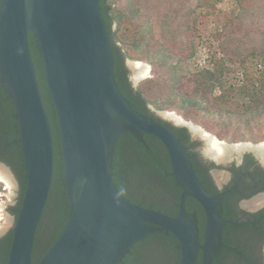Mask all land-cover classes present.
<instances>
[{
  "label": "water",
  "instance_id": "obj_1",
  "mask_svg": "<svg viewBox=\"0 0 264 264\" xmlns=\"http://www.w3.org/2000/svg\"><path fill=\"white\" fill-rule=\"evenodd\" d=\"M29 33L37 41L56 113L71 203L61 234L38 262L35 241L54 183L55 142ZM114 73L101 0H1L0 77L14 99L27 178L5 264H119L138 241L161 231L177 237L179 264H198L200 256L201 264H214L225 227L234 223L220 214L226 191L203 186L189 148L161 119L171 121L162 111L156 112L158 120L133 108ZM128 132L156 136L166 147L182 188L176 216L131 201L115 183L111 159ZM187 196L204 210L203 238L188 217Z\"/></svg>",
  "mask_w": 264,
  "mask_h": 264
},
{
  "label": "trees",
  "instance_id": "obj_2",
  "mask_svg": "<svg viewBox=\"0 0 264 264\" xmlns=\"http://www.w3.org/2000/svg\"><path fill=\"white\" fill-rule=\"evenodd\" d=\"M210 2L211 0H101V10L115 56V79L131 106L143 114H150L148 107L150 104H155L159 110L177 111L186 119L191 118L199 124L201 122L205 128L223 139L233 142L245 140L247 138L244 132L249 131L252 135L251 139L258 141L262 137L255 136V129L262 127L260 120L264 119V78L259 76L257 80L248 84L226 87L223 76L230 69L228 63L238 62L243 65L246 55L249 53L255 55L259 48L264 55V19L258 23L260 20L258 17L262 14L264 17L263 0L255 2L250 22L243 24L240 30L233 29L227 34L220 44L222 56L212 53V56L214 55L211 57L212 68H200L196 72L188 73L178 62H174V54L165 44L157 42L158 45L153 51L146 48L149 36L154 38L158 29L161 36L164 38L169 36L172 40H178L179 35L187 33L190 29L200 31L198 25L191 27L188 20L190 17L196 20L194 17L196 10L208 6ZM144 6H148L147 13L143 12ZM204 17L196 23L205 26L203 24L207 21ZM255 17L258 19L254 20ZM152 19H155V23ZM126 23H129L127 25L131 26L134 32L121 37L118 33L127 27ZM114 25H116L115 29ZM29 41L55 142L54 183L35 241L34 257L38 262L61 234L69 218L71 203L65 183L56 113L47 89L41 53L33 33H29ZM118 42L128 44L130 48L124 51V46H120ZM200 43L202 44L201 40L190 42L189 57L195 55ZM243 47L253 49L249 48L251 50L246 53ZM127 57L151 64L154 74L152 81L157 84L164 82L168 76L167 79L171 81V96L179 98V103H175L170 96L166 102L159 104L146 96L144 88L131 87L124 74ZM217 88L220 94L215 96ZM239 97L248 98L250 101L238 103L231 109L226 107V104L237 102ZM199 111H206L208 114L217 112L220 116H227L229 120L219 130H214V127L204 123V120L197 119L195 113ZM150 115L159 120L155 114ZM254 121H257V124H254ZM162 122L171 129L169 123ZM0 160L13 167L20 183L19 202L12 208L17 218L27 178L14 99L1 77ZM192 163L195 168L198 166L195 159ZM111 168L115 183L126 197L142 206L147 203V205L164 207L166 200L160 199H168L172 204L166 207L178 213L182 188L172 174L169 154L156 136L131 132L122 134L111 159ZM206 189L211 191L207 187ZM186 209L188 217L198 225L203 238L204 215L201 205L191 196H187ZM221 216L231 219L223 212ZM234 230L235 235H231ZM12 237L13 229L0 238V264H5L8 259ZM255 239V235L246 228L227 224L222 237L223 246H218L215 250L214 264H252L255 258L249 255V247ZM180 256L177 237L171 232L161 231L138 241L119 264H179ZM198 264H201V256Z\"/></svg>",
  "mask_w": 264,
  "mask_h": 264
},
{
  "label": "rangeland",
  "instance_id": "obj_3",
  "mask_svg": "<svg viewBox=\"0 0 264 264\" xmlns=\"http://www.w3.org/2000/svg\"><path fill=\"white\" fill-rule=\"evenodd\" d=\"M255 2H257V0H211L208 6L200 7L196 10L194 15L196 20H194L193 17H190L188 20V23L191 27H196L195 25H198L201 28L200 31L197 32L196 29H190L187 33H182L181 35H179L178 40H172V38H169V36L166 38L161 36L158 29V31H155L154 38L151 37V35L149 36L148 46H146V48H149V50L153 51L159 43L165 44L169 47V51L174 54V62H178L180 67L184 68L188 73L196 72L200 68H212L211 57L214 56H212V53L217 54L219 57L222 56V48L220 44L227 37V34L230 31H232L233 29L240 30L243 24L250 22V20L252 19V12L255 9ZM147 7L148 6L143 7L144 13H147ZM204 16L206 17L207 22L203 24L205 26H200V24L196 23V21L198 22L199 19ZM262 16L258 17L260 18V20H258V23H261L263 21L264 17ZM258 18L255 17L254 20H257ZM152 21L155 23V19H152ZM127 24L129 25V23H126V25ZM128 25L123 30L119 31L118 35H120L121 37H125V35L128 36L132 34L134 32V29ZM115 28L116 25H114V29ZM200 40L202 44L200 43V46L197 48L195 55L193 57H189L188 48L190 47V42H199ZM118 44L120 46H124V51L130 48V46H127L128 44L125 45V43L123 42H118ZM249 48L251 47H243V50L248 53L251 49H253ZM262 54V49L259 48L256 50L255 55L251 53L246 55V60L243 65L238 62L228 63L230 69L223 76L225 86L229 87L230 85L248 84L253 80H257L256 78L259 76L264 78V55ZM126 60L128 65L130 64V61H140L128 57ZM141 62H144L150 66V72L147 77H144L137 81L134 80V86L136 88H144L146 90V96L150 100L157 101L159 104H163L172 95L170 89V79H167L168 76H166L164 82L158 84L153 82L152 77L154 76V74L152 65L147 61ZM130 75H134L133 71L130 72ZM257 82L260 85L259 81ZM219 94V88H217L215 96H218ZM171 98L173 99V101H175V103H179V98H176L174 95L171 96ZM245 101L249 102L250 100H248V98L239 97L237 102L233 101V103L231 104H226V107L231 109L233 107H236L238 103L243 104ZM150 107L157 113H159L160 111H169L159 110L157 109L155 104H150ZM162 112H160V115ZM169 112H175L184 120L190 121L196 126H201L200 128H202L204 131L206 130V132H208L209 134L226 143L258 144L264 142V119L260 120L262 121V127L260 129H255V136L262 137L260 140H252V135L249 133V131H245L244 136L247 139L233 142L229 141V139H223L219 135L209 131L201 124V122L199 124L191 118L186 119L177 111ZM195 115L199 121L204 120V123L208 124L209 126H213L214 130H219L220 127L229 120L227 116H220L217 112H211L208 114L206 113V111H199L196 112ZM163 118L165 117L163 116ZM253 123L257 124V121H254ZM233 130L234 129H232V131ZM0 167L6 171V173L10 176L11 180L14 183L12 188H10L4 182L0 183V238H2L10 230L13 229L16 223V215L13 213L12 208L15 206L17 198L19 197L20 183L16 174L12 171L11 168H8L1 164Z\"/></svg>",
  "mask_w": 264,
  "mask_h": 264
},
{
  "label": "flooded vegetation",
  "instance_id": "obj_4",
  "mask_svg": "<svg viewBox=\"0 0 264 264\" xmlns=\"http://www.w3.org/2000/svg\"><path fill=\"white\" fill-rule=\"evenodd\" d=\"M124 66L126 69L124 74L127 81L131 87L136 88L134 86V75H130V72L133 70L130 69L127 60H125ZM148 108L150 114H155V116L159 117L150 106ZM159 119L161 118L159 117ZM167 123L171 125L170 130L173 134H175V136H177L182 143L189 148L191 160L193 161L195 159V161H197L198 166L194 168L197 176L203 183V186L209 188L212 193L226 191V193L220 198V214L222 212L226 213L231 217L229 220L235 218L232 220L234 225L242 229L246 228L255 235L256 239L249 247V255L255 258V261H253L252 264H264V158L254 149H246L242 153H234L230 159L217 160L214 156L209 155L206 152L204 140L201 139L200 136L193 135L188 127L183 124H175V122L172 121H167ZM147 135L153 136L150 134ZM262 143L264 142L258 144ZM0 163L11 168L14 172L11 165H8L2 160H0ZM160 200H166L164 201L166 206L172 204L168 199ZM242 201L248 209H256L257 207H260L261 210L244 211L240 207ZM18 202L19 197L17 198L15 206ZM144 206L162 211L172 216L177 215L175 211H170L166 206H156L154 204L147 205V203H144ZM252 230H254V232H252ZM235 233L236 231L234 230V233H231V235H235ZM246 235L248 236L247 233Z\"/></svg>",
  "mask_w": 264,
  "mask_h": 264
},
{
  "label": "bare ground",
  "instance_id": "obj_5",
  "mask_svg": "<svg viewBox=\"0 0 264 264\" xmlns=\"http://www.w3.org/2000/svg\"><path fill=\"white\" fill-rule=\"evenodd\" d=\"M130 68L133 70L135 80H140L147 77L150 72V66L141 61H130ZM166 119L175 122L176 124H186L190 127L193 135L200 136L205 142L206 152L209 155L214 156L217 160L230 159L234 153H242L246 149H254L260 156L264 158V143L253 144V143H237L231 145L224 141L219 140L215 136L204 131L199 126L192 123H186L185 120L175 112L163 111L161 115ZM6 183L10 188L13 187L14 183L6 171L0 167V183ZM2 208V207H1ZM3 218V217H2ZM1 220V216H0Z\"/></svg>",
  "mask_w": 264,
  "mask_h": 264
},
{
  "label": "clouds",
  "instance_id": "obj_6",
  "mask_svg": "<svg viewBox=\"0 0 264 264\" xmlns=\"http://www.w3.org/2000/svg\"><path fill=\"white\" fill-rule=\"evenodd\" d=\"M149 106H150V105H149ZM240 207H241V209L244 210V211H260V210H261L260 207H257L256 209H248V208L245 207L243 201L241 202Z\"/></svg>",
  "mask_w": 264,
  "mask_h": 264
}]
</instances>
